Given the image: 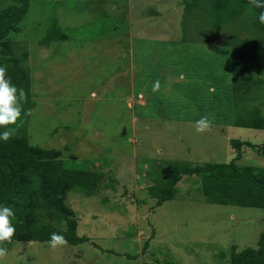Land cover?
Segmentation results:
<instances>
[{
  "label": "rangeland",
  "instance_id": "374dc122",
  "mask_svg": "<svg viewBox=\"0 0 264 264\" xmlns=\"http://www.w3.org/2000/svg\"><path fill=\"white\" fill-rule=\"evenodd\" d=\"M182 7V0H28L0 52L1 66L17 65L13 76L27 73V143L100 180L63 197L76 234L88 241L55 249L48 241L5 242L0 264H229L232 252L256 245L264 208L209 202L201 173L183 175L160 206L149 196L165 165L195 169L237 157L239 167L264 176L262 153L230 142L264 148V130L234 125L231 66L242 40L241 78L259 80L244 79L243 104L264 115V72L246 57L264 24L243 17L210 30L200 15L183 20ZM136 18L152 35L163 26L166 39L135 37ZM54 20L63 38L43 46ZM205 115L212 127L197 133Z\"/></svg>",
  "mask_w": 264,
  "mask_h": 264
},
{
  "label": "trees",
  "instance_id": "16d2710c",
  "mask_svg": "<svg viewBox=\"0 0 264 264\" xmlns=\"http://www.w3.org/2000/svg\"><path fill=\"white\" fill-rule=\"evenodd\" d=\"M0 52L8 33L20 22L26 13L28 0H0ZM181 16L186 20L189 16L200 15L209 22L210 30L247 17L253 27L258 24V13L264 9H256L249 0H182ZM181 30L186 27L181 24ZM59 26L54 20L40 40L47 46L52 40L62 39ZM183 41H190L182 36ZM203 42H208V37ZM243 41L237 43L233 49L231 59L234 99V125L258 130H264V115L256 107H247L243 104L250 83L259 81L251 77L241 78L238 58L243 54ZM249 50L246 57L253 64V71L264 72V36L248 40ZM26 54V53H25ZM1 66V65H0ZM6 66V76L18 89L23 88L27 94V73L23 80L13 76L17 65ZM245 74V73H244ZM264 103V97H263ZM22 108L28 111L27 102ZM10 125L15 133L8 141L0 140V206L11 207L15 213L12 224L16 229L11 241H48L53 232L62 234L69 244H79L88 241L86 237L78 236L74 224L68 216V210L63 206V197L71 190L92 188L100 180L94 172L83 169H71L63 166L53 152L28 145L22 122L28 116ZM5 131L0 128V132ZM231 145L239 152L241 146L258 149L264 156V148L249 141L232 139ZM262 151V152H260ZM236 158L225 163H209L195 169L185 164L162 166L164 179L156 181L151 187L149 196L155 198V205L160 206L164 201L172 199L177 194L176 184L183 175L201 173L202 186L205 195L211 203L231 204L243 207L264 208V176L257 177L251 174V167L241 168ZM241 181H245L243 186ZM238 184L241 188H231L229 185ZM213 190L219 191V196H213ZM146 201V200H143ZM66 220V226L59 222ZM65 228L67 229L65 231ZM96 246V245H95ZM106 251V250H103ZM229 264H264V232L257 239L255 246H247L234 251Z\"/></svg>",
  "mask_w": 264,
  "mask_h": 264
},
{
  "label": "clouds",
  "instance_id": "9594fccd",
  "mask_svg": "<svg viewBox=\"0 0 264 264\" xmlns=\"http://www.w3.org/2000/svg\"><path fill=\"white\" fill-rule=\"evenodd\" d=\"M249 3L256 9H264V0H249ZM258 20L260 24H264V11L258 13ZM6 66H0V128L5 131L0 132V140L8 141L15 133L14 128L10 125H16L21 118L23 110V103L27 102V94L23 88H17L13 85L6 76ZM159 82L153 87V91H157ZM24 115H31V110L24 111ZM212 127V121L208 116H202L195 122L194 128L197 133H204ZM15 213L11 207L0 206V244L10 242L16 232L12 224V219ZM67 229L65 228V231ZM48 245L55 249L61 246H67L68 241L62 234L53 232L48 240ZM7 255V249L0 247V259Z\"/></svg>",
  "mask_w": 264,
  "mask_h": 264
},
{
  "label": "crops",
  "instance_id": "0c3cea01",
  "mask_svg": "<svg viewBox=\"0 0 264 264\" xmlns=\"http://www.w3.org/2000/svg\"><path fill=\"white\" fill-rule=\"evenodd\" d=\"M161 16H164V15H161ZM161 16H157L156 19L159 18V17H161ZM128 21L131 22V19L129 18ZM139 21H142V20H140L139 18H138V19L136 18L135 22H137V23H136V25H135V29H132V30H135V32L133 31V33L136 34L135 37H137V34L139 33V36H138V37H140L141 39H143V38H156V37H157L156 39H159V40H160V39H164V40L166 39V38H165V37H166V34L162 36V32L160 33L161 30H163L164 32L167 30V29L164 30V27H163V26L159 27L160 25H157L156 28H159V29H160V30H159V33H158L157 35H155V33L158 32V31H156L157 29H155L156 32H154V33H153L154 35H152V33L149 34L148 32H144L140 27L138 28L139 25H142V24H139ZM130 28H131V27H130ZM162 28H163V29H162ZM129 31H131V30L129 29ZM129 31H128V32H129ZM164 32H163V33H164ZM135 34H134V35H135ZM129 43H130V42H129ZM118 49H120V47H119ZM121 49H122V48H121ZM118 51H119V50H118ZM122 53H123L122 55H124V52H122ZM124 56H125V55H124ZM123 61H125V58H123ZM124 63H125V62H124ZM122 64H123V63H122ZM123 65H125V64H123ZM130 65H131V64H129V66H130ZM125 67H126V66H125ZM140 94H141V93H140Z\"/></svg>",
  "mask_w": 264,
  "mask_h": 264
}]
</instances>
